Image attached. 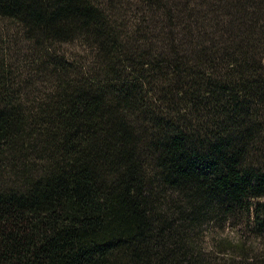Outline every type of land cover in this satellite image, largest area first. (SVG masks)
<instances>
[{
    "label": "trees",
    "instance_id": "obj_1",
    "mask_svg": "<svg viewBox=\"0 0 264 264\" xmlns=\"http://www.w3.org/2000/svg\"><path fill=\"white\" fill-rule=\"evenodd\" d=\"M125 2L0 0L49 84L0 46V264H213L203 221L264 229V0Z\"/></svg>",
    "mask_w": 264,
    "mask_h": 264
},
{
    "label": "rangeland",
    "instance_id": "obj_2",
    "mask_svg": "<svg viewBox=\"0 0 264 264\" xmlns=\"http://www.w3.org/2000/svg\"><path fill=\"white\" fill-rule=\"evenodd\" d=\"M127 2H130L128 4L131 6L137 0H126L125 5ZM125 8L121 11L122 21H128L133 17V12L127 9V6ZM0 46L12 64V69L21 76L20 86L24 87L25 91L30 87L41 91L48 88L49 84L43 72L36 70L41 63L36 60L39 57L37 48L23 36L12 21L7 19L0 21ZM52 49L54 54L72 66H80L89 60V49L80 40L55 42ZM259 200L264 202V198ZM251 211L252 208L249 215L238 213L226 217L220 213L211 220L203 221L194 233L200 255L213 264L231 256L237 258L243 255L251 259L262 255L264 229L254 225ZM257 211L264 212V206L260 204Z\"/></svg>",
    "mask_w": 264,
    "mask_h": 264
}]
</instances>
